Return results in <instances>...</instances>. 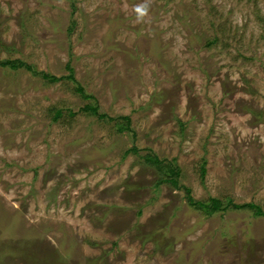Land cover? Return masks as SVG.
I'll return each instance as SVG.
<instances>
[{
  "label": "rangeland",
  "instance_id": "1",
  "mask_svg": "<svg viewBox=\"0 0 264 264\" xmlns=\"http://www.w3.org/2000/svg\"><path fill=\"white\" fill-rule=\"evenodd\" d=\"M247 204L264 0H0V264H264Z\"/></svg>",
  "mask_w": 264,
  "mask_h": 264
},
{
  "label": "trees",
  "instance_id": "2",
  "mask_svg": "<svg viewBox=\"0 0 264 264\" xmlns=\"http://www.w3.org/2000/svg\"><path fill=\"white\" fill-rule=\"evenodd\" d=\"M2 64H5L7 66H10L12 67L13 69H16V68H25V69H28L29 71L33 72L34 74H39L38 71H36L32 66H30V64L26 63L25 61H3ZM44 78L46 79H50L51 81H57L58 78L55 77V76H51L49 74H45V73H40ZM77 90L78 92H80L82 94V96L84 98H89L91 96H89L85 90L78 85L77 87ZM85 111L87 112H92L93 114H98V107L96 106H93V105H87L85 108H84ZM60 116H62V111H58L57 114H56V118H60ZM99 117L101 119H104V118H109L107 115H99ZM111 119V118H110ZM126 120L129 122L130 119L127 117ZM120 130L121 131H124V130H129V125L128 126H121L120 125ZM132 150H134L135 152L138 150L137 148H133ZM147 160L151 163H155L156 166H163V163L157 159L156 157H148ZM160 170H164V175L166 176L165 179H162L160 180V182H168V183H173L175 186L177 185V178L178 177H175L177 175V172L175 171V169L170 166V167H163V168H160ZM159 182V183H160ZM188 191V190H187ZM189 201L190 203L192 204V206H195L197 208H202L204 209V211H206V213L208 215H214L216 214L217 212H220L221 210L222 211H225L226 210V207L227 205L223 202V200L221 199H218V198H212L210 203H205V202H199V201H194L193 198L189 197ZM230 203V202H229ZM244 207H249L251 209H255L256 212L255 214L256 215H260V214H264L262 212V209L257 206V205H253V204H247L245 205ZM91 264H97V262H91Z\"/></svg>",
  "mask_w": 264,
  "mask_h": 264
},
{
  "label": "clouds",
  "instance_id": "3",
  "mask_svg": "<svg viewBox=\"0 0 264 264\" xmlns=\"http://www.w3.org/2000/svg\"><path fill=\"white\" fill-rule=\"evenodd\" d=\"M138 11H141V15L146 13V9H144V10L138 9Z\"/></svg>",
  "mask_w": 264,
  "mask_h": 264
}]
</instances>
